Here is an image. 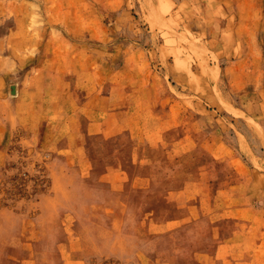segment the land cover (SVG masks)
<instances>
[{
	"label": "rangeland",
	"instance_id": "obj_1",
	"mask_svg": "<svg viewBox=\"0 0 264 264\" xmlns=\"http://www.w3.org/2000/svg\"><path fill=\"white\" fill-rule=\"evenodd\" d=\"M175 1L0 0V264H199L205 172L264 143V0ZM212 15L256 20L254 85L220 72Z\"/></svg>",
	"mask_w": 264,
	"mask_h": 264
},
{
	"label": "crops",
	"instance_id": "obj_2",
	"mask_svg": "<svg viewBox=\"0 0 264 264\" xmlns=\"http://www.w3.org/2000/svg\"><path fill=\"white\" fill-rule=\"evenodd\" d=\"M182 1L176 0L175 2L179 5ZM200 4L201 6L205 5L203 1H200ZM222 11H224L223 8L220 9V13ZM210 18L211 20L207 21H212L218 25L217 32L219 34L224 31L227 32L228 28L232 26L233 40L230 45L228 44L227 49L229 56H227L225 65L220 72L229 75L230 81H235L236 78L237 81L244 80L247 82L250 75L253 77L251 83L254 85L259 80L257 70L249 67L250 71L248 72L244 70L242 65L246 59L248 60L253 55V35L256 20H250V24L253 26L252 32L241 35L238 27L246 20H222L213 15ZM182 24L198 35L211 33V29L205 20H183ZM239 39L242 40V43L247 41L243 46L241 56L234 53ZM236 56H240L239 59H236ZM187 71L192 70L188 68V70L178 73L173 72L172 79L177 80V84L173 86H176L178 90H181L182 87L190 88V83L184 74ZM246 116H253L255 119H261L264 122V113L246 114ZM0 128L4 134L5 125ZM6 128L8 129L7 125ZM0 135L2 134L0 133ZM3 136H0L1 140ZM241 137V139L239 138L240 143L237 141L235 144L226 143L223 146L225 151L219 162L221 166L219 174L212 170L205 172L200 195L201 201L205 204L203 216L207 218L219 217L221 224L208 227L209 240H211L204 245L203 250L195 251L194 261L196 263L264 264L263 137L258 133L255 134L259 142L258 146L249 144L247 141L249 138L245 134H241ZM207 145L210 146L209 150H211L213 142ZM248 151L254 157L252 161H250V155H245L249 153Z\"/></svg>",
	"mask_w": 264,
	"mask_h": 264
}]
</instances>
